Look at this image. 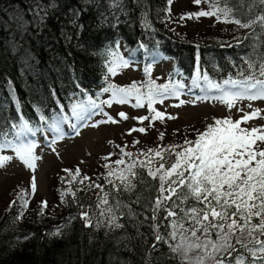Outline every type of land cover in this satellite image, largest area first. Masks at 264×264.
I'll use <instances>...</instances> for the list:
<instances>
[{
    "label": "trees",
    "instance_id": "trees-1",
    "mask_svg": "<svg viewBox=\"0 0 264 264\" xmlns=\"http://www.w3.org/2000/svg\"><path fill=\"white\" fill-rule=\"evenodd\" d=\"M117 3L118 6L113 0H0V129L10 130L21 116L34 130L48 129L40 117L53 122L61 114V105L68 121H72L73 103L93 100L99 104L104 99L102 89L110 83V52L117 45H124L142 63L155 55H165L174 60V70L189 83L197 58L201 71L222 84L225 79L240 78L241 71L247 75L246 61H258L264 56V26L259 22L250 28L215 27L202 35L188 34L169 23L168 0ZM218 6H227L230 17L242 22L264 16L261 0H221ZM148 80L145 75L144 82ZM205 127L206 123L200 121L192 127L164 132V138L153 139L150 148L194 140L196 130L203 131ZM127 145L131 147L127 152L144 159L137 152L145 149L144 142L133 138ZM106 164L91 175L80 169L81 176L91 178L84 184L79 183V177L69 184L68 174L64 178L54 176L49 196L34 199L30 185L13 189L0 216V264H182V258L172 253L167 243L162 241L152 247L156 243L152 225L161 224L159 234L165 239L169 229L166 221L150 218L158 181L144 169H137L132 192L109 197L113 205L117 200L121 202L117 215L123 228L85 227L80 219L82 211H88L93 225L104 219L96 208L100 189L86 185L101 184L105 191L112 192V185L104 178L109 171ZM68 169L75 171L70 165ZM24 193L26 208L19 199ZM14 200L17 203L9 207ZM42 201L47 202L43 214ZM123 205H130L134 215H129ZM57 229L60 234L51 235Z\"/></svg>",
    "mask_w": 264,
    "mask_h": 264
},
{
    "label": "snow or ice",
    "instance_id": "snow-or-ice-1",
    "mask_svg": "<svg viewBox=\"0 0 264 264\" xmlns=\"http://www.w3.org/2000/svg\"><path fill=\"white\" fill-rule=\"evenodd\" d=\"M193 2L200 5L202 0ZM207 2L212 10L187 13L180 19L215 16L217 21L235 23L240 28H250L258 22L264 26V16L250 22H242L240 19L230 17V8L218 6L221 0ZM261 2L264 3V0ZM113 3L118 6L117 0H113ZM168 3L171 5L172 0H168ZM110 56L107 72L111 76L117 75L119 69L131 66L130 61L117 52H110ZM246 64L249 70L247 75L241 71L239 73L241 78L225 79L221 84L212 81L206 72L201 71L197 58L192 86L204 92L219 93L211 99L219 100L229 108L235 107L236 102L242 99L264 100V56L258 61L249 59ZM145 73L149 76L146 84L133 81L128 86H117L109 83L102 89L103 93L110 94L109 99L100 101L99 104L93 100L87 104L73 103L70 108L71 116L78 121H86L102 104L108 106L113 103L126 104L130 98H134V107H144L146 102L149 112L153 113L151 117H133L141 124L145 120L154 122L163 121L165 118L176 119L170 114L156 110L153 105L163 103L168 97L179 98L187 86L172 79L167 83L157 84L150 79L151 65L145 68ZM143 88H146V91H142ZM207 99H209L207 95L196 96L192 103ZM184 103L185 101L181 99L175 106L179 107ZM60 108L61 114L51 123H48L46 117H40L47 124L48 130L55 134L53 142L63 138L61 125L69 119L63 112L64 106L61 105ZM118 115L121 120L129 118L124 112ZM257 118H264L260 109L245 112L235 121L227 117L214 119L203 131L196 130L194 140L185 139L179 145L158 146L156 149L142 151L140 155L144 157L143 160L125 151L126 146L118 145L121 151L120 159L112 161L111 153L104 158L109 161L105 165L109 171L104 178L112 185V192L105 191L104 185L101 184L86 185L100 189L101 194L97 196L96 208L99 217L104 219H98L93 225L88 211H82L80 219L84 220L85 227L99 228L105 225L111 229L123 228L124 225L118 222L120 217L117 215L121 202L117 200L113 205L109 202V197L122 191L132 192L136 187L134 181L138 176L137 169H144L149 177L158 181L150 218L153 221H166V227L169 229L165 239L159 234L161 224L152 225L156 241L152 245L153 248L162 241L167 243L171 252L179 254L182 258V264H264V126L252 128L241 126ZM119 122L109 116L100 123ZM72 127L75 128L76 125L73 124ZM133 132L146 134L147 129L132 128L127 134L131 135ZM35 134L36 130L21 116L18 123L11 124L10 130L0 129V150L11 149L15 157L34 171L35 162L39 157L34 154L36 144L29 137ZM159 138L162 140L164 133H160ZM137 143L139 141H134V144ZM125 157L128 159L125 160ZM11 159L12 156H0V165ZM113 164L117 167H112ZM64 171L71 176V180L67 181L69 184L75 182L78 177L80 184L91 180L88 176H81L79 168L75 171L71 169ZM110 177L114 179H109ZM30 188L32 193H35V176L31 179ZM68 191L75 196L72 189ZM25 195L26 193L22 194L19 199L26 208L28 200L24 198ZM136 202H139V198ZM16 203L17 201H12L9 207ZM123 206L128 208L129 215H134L130 205ZM46 208L47 202L42 201L41 214ZM161 212L164 213L162 217L159 216ZM22 215L21 213L20 218ZM59 234V229L51 233L53 236Z\"/></svg>",
    "mask_w": 264,
    "mask_h": 264
},
{
    "label": "rangeland",
    "instance_id": "rangeland-1",
    "mask_svg": "<svg viewBox=\"0 0 264 264\" xmlns=\"http://www.w3.org/2000/svg\"><path fill=\"white\" fill-rule=\"evenodd\" d=\"M200 10H212L207 0H202L200 5H196L193 0H172L169 23L179 27L180 32L185 31L188 34L196 32L198 35L211 31L215 27L226 28L232 26L239 28L235 23H225L223 20L217 21L215 16L200 17L199 19L195 17L191 19L185 18L184 20L179 18L181 15H185L187 11L195 13ZM112 52H117L123 58L128 59L131 66L119 69L118 74L115 76L108 75V80L111 84L128 86L133 81L138 84H146L144 82V76L147 75L145 68L151 65L150 78L157 84H164L169 79H172L187 86L182 90L183 94L179 98L168 97L163 103L153 105L156 110L170 114L176 119L165 118L163 121L157 120L154 122L145 120L141 124L133 117H151L153 113L149 112L146 102L144 107L137 108L134 107L135 99L130 98L126 104L113 103L111 106L102 104L86 121L73 119L62 124L63 138L55 142H53L55 134L52 131L45 128L36 129L35 136L29 137L30 140L35 142L34 154L39 157L35 162L36 168L34 171L27 168L19 158L15 157L11 149L0 150V156L13 157V159L4 161L0 165V216L12 196V190L18 186L30 185L33 176H35L36 180V191L32 193V197L35 199L37 196H49L53 177L61 175L64 178L67 174L64 169H68L69 165L75 169L78 167L90 175L95 174L100 171L102 164L109 163L104 158L110 153L112 154V161L121 158V151L120 147H117L118 145L121 147L126 146L125 151L131 149L127 145L129 139L134 138L144 142L145 149L137 151L141 153L151 147L150 142L153 139L157 141L160 133H172L184 127H192L200 121L205 122L206 125L212 123L214 119L225 117L235 121L240 119L245 112H251L256 109L262 110V117H264V100L250 101L242 99L236 102L235 107L229 108L221 101L211 99L212 96L219 93L204 92L199 88L193 87L192 80H190V83L187 82L179 71L174 70V60L163 54L155 55L146 63H142L136 56L130 54L124 45H118ZM142 91H145L144 88ZM205 95L209 99L197 100L192 103L196 96ZM109 96V93H103V100L109 99ZM181 99L185 103L176 107L175 105H178ZM120 112L126 113L129 118L121 120L118 115ZM109 116L120 122L115 124L100 123L107 120ZM73 124L76 125L75 128L72 127ZM94 124L98 126L93 127L92 125ZM241 126L247 128L264 126V118L253 119ZM139 127L146 128V134L140 132H133L131 135L127 134L129 129ZM114 166L117 167L113 164L112 167Z\"/></svg>",
    "mask_w": 264,
    "mask_h": 264
}]
</instances>
